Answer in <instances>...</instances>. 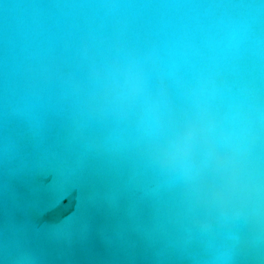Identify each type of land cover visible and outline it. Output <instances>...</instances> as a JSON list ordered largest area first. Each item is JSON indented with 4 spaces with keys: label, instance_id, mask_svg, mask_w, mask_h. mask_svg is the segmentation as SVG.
<instances>
[{
    "label": "water",
    "instance_id": "water-1",
    "mask_svg": "<svg viewBox=\"0 0 264 264\" xmlns=\"http://www.w3.org/2000/svg\"><path fill=\"white\" fill-rule=\"evenodd\" d=\"M201 89L225 129L264 111V0H0V264H264L206 146L195 181L154 153Z\"/></svg>",
    "mask_w": 264,
    "mask_h": 264
},
{
    "label": "clouds",
    "instance_id": "clouds-1",
    "mask_svg": "<svg viewBox=\"0 0 264 264\" xmlns=\"http://www.w3.org/2000/svg\"><path fill=\"white\" fill-rule=\"evenodd\" d=\"M115 59L119 61V55ZM145 89L143 67L134 56L129 55L124 67L123 85L117 96L131 104ZM262 131L264 111L251 108L238 126L225 129L220 125L211 95H206L201 89L193 110L184 114L180 131L163 139L154 138L152 147L163 167L179 169L186 180L195 181L199 168L193 154L197 143L204 144L207 155L230 176L227 192L221 188L214 193L219 197V203H230L233 211L246 215L255 213L264 220V169L253 152V145Z\"/></svg>",
    "mask_w": 264,
    "mask_h": 264
}]
</instances>
